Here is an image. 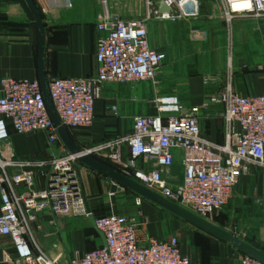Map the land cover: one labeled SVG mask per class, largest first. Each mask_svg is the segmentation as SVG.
Masks as SVG:
<instances>
[{"label": "built area", "instance_id": "built-area-1", "mask_svg": "<svg viewBox=\"0 0 264 264\" xmlns=\"http://www.w3.org/2000/svg\"><path fill=\"white\" fill-rule=\"evenodd\" d=\"M227 23L239 19L264 21V0H222ZM237 1L250 3L236 11ZM146 13L125 20L109 10V0H100L103 13L97 29L103 35L96 50L97 75L90 78H53L48 89L61 124L69 131L90 129L95 103L105 84L151 82L158 89V72L165 53L151 44L150 23L178 22L201 16V0H164L171 13H161L154 0H144ZM264 72V64L258 67ZM216 101L225 105V143L204 137L198 109L188 112L176 94H157L156 115L134 119L131 134L81 149L83 154L109 161L123 174L168 200L210 221L228 205L242 177L264 171V95L246 96L223 87ZM17 135L43 134L50 151L48 161L5 157L10 129ZM182 153L184 180L169 184L165 174L173 167L175 152ZM80 155L71 154L53 123L38 80L5 78L0 83V237H9L15 251L13 264H191L177 238L141 241L136 223L109 213L95 218V227L106 243L61 262L37 243L32 225L49 213L51 224L60 218L86 219L85 191L79 174ZM12 169L17 170L13 173ZM37 173L46 188L35 191ZM24 187L23 192L19 188ZM241 264H263L244 256Z\"/></svg>", "mask_w": 264, "mask_h": 264}, {"label": "crops", "instance_id": "crops-1", "mask_svg": "<svg viewBox=\"0 0 264 264\" xmlns=\"http://www.w3.org/2000/svg\"><path fill=\"white\" fill-rule=\"evenodd\" d=\"M35 2L46 27L47 81L96 76L97 42L103 35L97 29L103 13L100 0ZM162 3L164 0H154V7L160 11ZM109 10L125 20H136L145 15L147 8L144 0H109ZM224 11L222 0H208L199 18L178 22L153 20L149 25L151 44L166 55L158 72V89L151 82L103 85L95 103L93 127L69 131L76 144L90 149L131 134L136 117L156 115L153 100L158 92L178 95L188 112L197 108L204 137L224 144L225 123L221 114L225 105L216 101L223 87L231 84L241 95H264V74L252 70L264 64V31L254 35L241 28V24L248 22L253 28H262L264 21L239 19L230 24L223 18ZM38 46V27L22 1L0 0V83L5 78L39 81ZM10 134V143L3 149L5 157L12 154L15 159L49 160L45 135L20 136L12 128ZM78 170L93 217L109 213L126 217L138 225L143 244L149 238H177L191 264H241L245 255L231 244L128 190L112 193L113 182L86 166L79 164ZM165 176L173 186L183 182L181 152H175L174 165ZM45 188V178L37 173L34 190ZM224 210L221 227L264 250V171L242 177ZM90 224L98 236L95 242L78 220L60 218L58 225L53 226L47 212L39 215L32 229L38 245L53 257L60 255L64 262L72 258L70 255L80 256L104 245L91 220ZM9 258H15L12 241L0 237V264H13Z\"/></svg>", "mask_w": 264, "mask_h": 264}, {"label": "water", "instance_id": "water-1", "mask_svg": "<svg viewBox=\"0 0 264 264\" xmlns=\"http://www.w3.org/2000/svg\"><path fill=\"white\" fill-rule=\"evenodd\" d=\"M26 8L33 17L39 31V46H38V69H39V82L45 97L48 113L58 128V133L61 141L63 142L66 149L73 155H80L79 164L88 167L89 169L95 171L96 173L106 177L113 182L112 193L120 192L122 190H128L131 193L137 195L139 198L147 200L162 209L168 211L169 213L179 217L180 219L186 221L192 226L200 229L201 231L211 235L212 237L218 239L221 242L231 244L235 249L243 253L245 256L256 259L264 264V250L242 240L241 238L234 235L232 232L227 231L211 221L200 217L186 208L168 200L167 198L159 195L158 193L152 191L151 189L143 186L127 175L123 174L121 171L112 167L105 162L93 157L89 154H83L81 148L76 144L69 130L61 124V121L56 113L53 102L51 100L48 81L45 72V54H46V27L42 17V14L35 2V0H23ZM161 13H171V8L167 7L165 3L160 6ZM165 60L162 62V64ZM88 211L91 213L88 204ZM91 223L95 227V218L91 217ZM96 228V227H95ZM97 230V229H96ZM101 236L103 243H106L104 235L97 230Z\"/></svg>", "mask_w": 264, "mask_h": 264}, {"label": "rangeland", "instance_id": "rangeland-1", "mask_svg": "<svg viewBox=\"0 0 264 264\" xmlns=\"http://www.w3.org/2000/svg\"><path fill=\"white\" fill-rule=\"evenodd\" d=\"M208 0H201V13L203 12V7L205 5V3H207ZM262 24V23H261ZM241 28H242V31L244 32H248L249 34H254V35H258L260 33V30L262 29V31H264V24L262 25V28H259V27H255L253 28L251 26V22H248V23H245V24H241ZM253 72L255 73H262L264 74V72H260L258 69H252ZM32 135V134H31ZM29 136V135H27ZM26 136V137H27ZM129 195V194H128ZM226 210V209H225ZM225 210L222 211V213H219L217 215H215L212 219H210V221L212 223H214L215 225L221 227V222H222V215H224L225 213ZM99 216H102V215H99ZM98 216V217H99ZM96 218V217H94ZM75 220H78L79 223H82L81 227L84 228V230L87 232V234L91 235V237L94 239L93 241L95 242L97 239H98V236L96 234V232L94 231L93 227L91 226L90 224V220H86V219H80V218H74ZM223 228V227H221ZM224 229V228H223ZM226 230V229H225ZM72 258H76L78 257V253H75L73 255H70ZM71 258V259H72Z\"/></svg>", "mask_w": 264, "mask_h": 264}, {"label": "bare ground", "instance_id": "bare-ground-1", "mask_svg": "<svg viewBox=\"0 0 264 264\" xmlns=\"http://www.w3.org/2000/svg\"><path fill=\"white\" fill-rule=\"evenodd\" d=\"M250 3L248 2H244V1H237L235 4H234V9L236 11H239L241 9H247L249 7Z\"/></svg>", "mask_w": 264, "mask_h": 264}, {"label": "trees", "instance_id": "trees-1", "mask_svg": "<svg viewBox=\"0 0 264 264\" xmlns=\"http://www.w3.org/2000/svg\"><path fill=\"white\" fill-rule=\"evenodd\" d=\"M22 1V3L24 4V2H23V0H21ZM24 6H25V4H24ZM26 7V6H25ZM27 9V8H26ZM28 10V9H27ZM28 13H29V11H28ZM30 14V13H29ZM30 16H31V14H30ZM32 17V16H31ZM33 18V17H32ZM106 163V162H105ZM106 164H108V165H110V166H112V167H114L113 165H111V164H109V163H106Z\"/></svg>", "mask_w": 264, "mask_h": 264}]
</instances>
